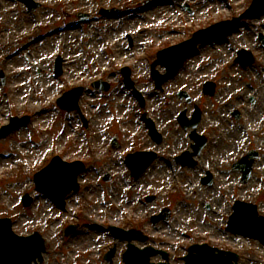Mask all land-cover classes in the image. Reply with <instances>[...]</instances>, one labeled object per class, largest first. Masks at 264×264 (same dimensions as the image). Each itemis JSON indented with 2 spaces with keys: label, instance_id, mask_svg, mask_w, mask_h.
<instances>
[{
  "label": "rangeland",
  "instance_id": "1",
  "mask_svg": "<svg viewBox=\"0 0 264 264\" xmlns=\"http://www.w3.org/2000/svg\"><path fill=\"white\" fill-rule=\"evenodd\" d=\"M35 1L41 6L30 12L18 0H0V128L11 118L24 119L20 129L0 139V218H11L18 235L41 233L47 246L43 264H105L102 257L114 244L116 256L109 264H124L126 243L115 240L109 226L141 230L150 243L171 253L173 264H180L194 243L229 248L241 255L240 264H264L263 244L226 231L237 199L255 203L264 216V47L259 40L264 10L235 31L199 44L177 75L157 90L150 65L160 51L239 16L253 0ZM160 9L179 16L158 15ZM79 13L89 18L80 21ZM242 48L255 57L246 68L235 62ZM58 58L60 76L55 75ZM126 67L145 108L123 81ZM97 80L107 82L109 91L94 89ZM206 81L216 83L214 96L204 95ZM76 87L84 88L79 104L87 127L76 111L57 106L64 92ZM180 91L193 103L180 99ZM193 105L203 111L199 130L210 142L198 165L184 169L174 157L190 149L191 140L177 117L185 109L190 117ZM236 110L239 120L233 117ZM144 113L164 135L161 145L150 140ZM248 147L261 156L243 184L231 165ZM139 148L155 150L159 158L134 179L124 156ZM55 156L87 167L79 192L67 197L66 211L37 192L33 181ZM206 169L215 176L210 187L200 183ZM26 194L32 199L29 207L23 205ZM149 195L156 197L153 203L145 201ZM165 207L172 217L155 227L151 217ZM68 222L79 227L65 237L62 228Z\"/></svg>",
  "mask_w": 264,
  "mask_h": 264
},
{
  "label": "water",
  "instance_id": "2",
  "mask_svg": "<svg viewBox=\"0 0 264 264\" xmlns=\"http://www.w3.org/2000/svg\"><path fill=\"white\" fill-rule=\"evenodd\" d=\"M25 1V0H24ZM27 4L29 6H32L34 8L36 5L33 4L31 0H26ZM251 10L248 11V14ZM248 14H245L243 16H247ZM184 43L183 45H185ZM197 42L193 44V49H195ZM181 45V46H183ZM177 50V49H173ZM191 51H186L182 56H180L179 62H177L176 66L172 69L171 75L175 74L177 70L183 65L184 60L187 58L188 54ZM245 52L242 53L244 55ZM252 59L248 60L247 63L244 64H251ZM60 69V66H58ZM170 68V66H169ZM209 92V91H207ZM79 96V95H78ZM75 99L74 104L70 108L63 102H59L62 107H67L69 109L72 108H78L77 102L78 97ZM152 128V134L153 136H156V131ZM9 133V132H8ZM6 133V134H8ZM5 134V135H6ZM159 137V136H158ZM136 157H139L138 159ZM142 157V159L140 158ZM131 161L130 166L133 169V174L135 176L141 175L147 167L151 164V162L154 160V155L150 153H139L133 156V158H136L134 160V164H132V157H130ZM72 166V165H70ZM80 171H77L74 174V178L72 179H65L63 175L60 173H56L53 176L49 178V183L46 185L43 183H40V181H37V188L39 191L45 192L48 195H50L61 207L64 206V199L67 194L70 193L72 189H76L75 182L77 174ZM58 187L60 188V196L54 197L51 194L50 190H57ZM150 200H153L150 199ZM255 207L252 205H244L240 204L237 212L233 215L230 221V229L234 232H238L241 234H250V236H258L260 239H264V231L259 232L261 227L259 224L256 223H250V220H247V218H244L243 216L246 215L248 211L251 210V216L256 218V221L262 222L264 224V219H258L256 217V211ZM168 215V210H167ZM164 216H160L159 218H163ZM158 218V219H159ZM110 230L113 232V234L116 237H120L121 239L128 240L130 243L128 244V250L124 255V262L125 264H154L150 263V257L155 253V250L152 248H146L144 250L137 249L131 241L134 239H142L141 232L131 230L128 232H125L123 230H119L116 228L111 227ZM255 232H257L255 234ZM46 251L45 242L42 239V237L39 234H35L34 236L28 237V238H21L16 236L12 230H11V221L8 220H0V264H32L33 261L36 262V260H40V262L43 261L42 253ZM114 251L112 250L111 253L108 255V259L111 260ZM198 251L195 255L193 252ZM191 253L186 258V264H233L232 260H236L237 257L233 254H227L228 256H224L222 253L216 255L215 250L209 248L208 246L204 245L200 247L199 249H196V247H192ZM36 264H38L36 262ZM159 264H169V263H159Z\"/></svg>",
  "mask_w": 264,
  "mask_h": 264
},
{
  "label": "bare ground",
  "instance_id": "3",
  "mask_svg": "<svg viewBox=\"0 0 264 264\" xmlns=\"http://www.w3.org/2000/svg\"><path fill=\"white\" fill-rule=\"evenodd\" d=\"M147 8V7H146ZM146 8H144V6L142 7V8H140L139 10H145ZM219 8H221V7H219ZM162 11H166V10H164V9H160V10H157L156 12H157V14L158 15H161L162 14ZM167 12V15L168 16H174L175 18H177L178 17V14L177 13H172L171 11H166Z\"/></svg>",
  "mask_w": 264,
  "mask_h": 264
}]
</instances>
